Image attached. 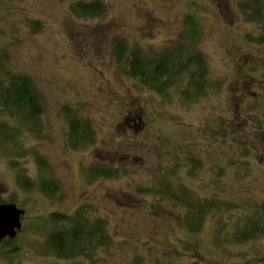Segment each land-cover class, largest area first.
Returning a JSON list of instances; mask_svg holds the SVG:
<instances>
[{
    "label": "rangeland",
    "instance_id": "rangeland-1",
    "mask_svg": "<svg viewBox=\"0 0 264 264\" xmlns=\"http://www.w3.org/2000/svg\"><path fill=\"white\" fill-rule=\"evenodd\" d=\"M92 1L0 0V51L32 80L44 105L43 137L25 140L62 185L53 198L23 191L0 150V197L25 211L17 238L7 241L13 247L0 248V264H264V236L230 243L264 202V23L243 15L239 4L247 0H99L101 17L72 12ZM192 13L206 29L203 50L220 89L185 108L129 78L113 50L121 39L129 49L158 53ZM67 107L96 133L84 150L68 145ZM191 159L200 162L193 176ZM96 167L119 175L88 182L86 170ZM21 168L38 179L32 156ZM170 180L175 190L184 186L225 208L192 233L187 209L139 192ZM82 207L107 222L113 245L90 259L57 262L47 251L48 216L71 217Z\"/></svg>",
    "mask_w": 264,
    "mask_h": 264
},
{
    "label": "trees",
    "instance_id": "trees-1",
    "mask_svg": "<svg viewBox=\"0 0 264 264\" xmlns=\"http://www.w3.org/2000/svg\"><path fill=\"white\" fill-rule=\"evenodd\" d=\"M239 7L248 21L259 25L264 23V0H247L240 3ZM72 12L83 18H98L106 12V8L96 0L75 4L72 6ZM30 29L37 32L41 29V23L31 22ZM206 37L207 32L201 19L192 13L186 16L177 39L171 41L173 43H169L160 52L148 56L142 51L129 49L126 43L119 39L115 42L113 53L117 61H126L128 66L126 75L129 78L137 80L169 103L177 101L180 106L190 108L210 92L220 89V85L212 82L210 77L209 59L203 50ZM259 42L263 44L264 36ZM76 112L70 107L65 109L69 124L67 142L72 150L80 151L94 141L96 133L91 126L92 123L81 118ZM43 113L44 105L32 80L26 75L14 72L10 54L6 50L0 51V150L10 167L16 171L18 185L23 191L38 190L53 198L61 191L62 185L52 177L51 168L46 160L33 148H29L25 140L29 137L39 139L42 136L40 120ZM30 156L34 158L39 169V177L35 180L21 168L22 162ZM189 162L192 167L190 175L193 176L197 173L200 162L198 159H191ZM86 174L88 182H92L97 178L114 177L119 175V172L116 169L96 167L86 170ZM139 192L150 194L175 207L187 209L186 224L192 233L202 229L206 216L213 214L217 209L225 208L224 204L219 207L216 201L202 200L198 195L191 194L192 191L184 186L178 185L175 190L171 180L161 182L158 188L141 189ZM5 203L22 209L15 199L7 201L0 197V205ZM88 212L87 208L82 207L71 217L60 212L48 216V223L52 227L48 234L47 251L57 262L80 257L90 259L98 248L113 245L112 236L107 230V222L91 219ZM263 236L264 202L256 207L248 218H244L241 227L231 235L230 243L244 245ZM2 246L12 248V241L5 242Z\"/></svg>",
    "mask_w": 264,
    "mask_h": 264
},
{
    "label": "water",
    "instance_id": "water-1",
    "mask_svg": "<svg viewBox=\"0 0 264 264\" xmlns=\"http://www.w3.org/2000/svg\"><path fill=\"white\" fill-rule=\"evenodd\" d=\"M25 211L13 204L0 205V244L6 237L16 238L22 229V218Z\"/></svg>",
    "mask_w": 264,
    "mask_h": 264
},
{
    "label": "bare ground",
    "instance_id": "bare-ground-1",
    "mask_svg": "<svg viewBox=\"0 0 264 264\" xmlns=\"http://www.w3.org/2000/svg\"><path fill=\"white\" fill-rule=\"evenodd\" d=\"M18 236V235H17ZM17 236H16V238H17ZM16 238H14V239H16ZM14 239H10L9 237H6V238H4L3 240H2V242H1V246H0V248H2L5 252L8 250V248L9 247H4V246H2L5 242H7V241H9V240H14Z\"/></svg>",
    "mask_w": 264,
    "mask_h": 264
}]
</instances>
